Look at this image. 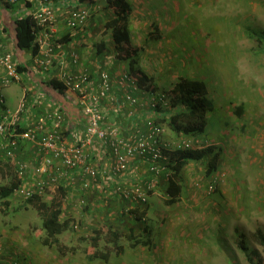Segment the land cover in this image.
<instances>
[{"label":"rangeland","instance_id":"obj_1","mask_svg":"<svg viewBox=\"0 0 264 264\" xmlns=\"http://www.w3.org/2000/svg\"><path fill=\"white\" fill-rule=\"evenodd\" d=\"M214 1L203 0L196 7H187L186 0H179L177 6L173 3L171 13L178 9L180 20L185 23L181 28L185 32L177 34L178 41L172 42L175 49L173 65L176 67L162 61L154 63L156 82L153 83L155 86L149 82L148 87L169 94L170 104L174 86L179 80L177 73L206 82L210 89L208 97L214 101V112L209 113L206 134L211 140L215 138L220 142L217 150H222L221 159L213 176L205 171L194 177L184 193L174 199L175 203L166 204L169 197L163 189L149 198V224L153 228V245L158 250L145 248L149 254L151 250L154 253L150 260L148 254L144 256L146 264H251L240 248L241 239L249 247L248 253L254 264H264V249L255 235L258 231L264 233V0H219L216 6ZM93 2L110 13L108 0ZM12 5L14 9L19 6ZM159 5L161 17L158 19L161 20L170 8L165 7L162 0ZM6 11L0 12L1 23L8 25L13 32L14 19L19 13L15 16ZM153 15L154 20V11ZM110 18L112 15L102 18L104 30L100 29L95 40L99 43L103 39L113 46L112 35L105 29ZM259 38L261 41H258ZM158 50L170 51L171 48L149 51L154 53ZM15 52L19 58L20 50ZM111 54L116 55L112 51ZM23 58L30 62L31 53L26 52ZM171 68L172 78L165 75V70ZM115 70H130L129 63ZM2 94L7 106L15 110L22 98V87L14 84ZM164 127L165 136L173 141L176 133L168 124ZM213 179L216 180V190L209 194L206 190ZM16 181L15 167L0 165V190ZM63 196L62 191H48L42 200L48 204L55 199L61 200ZM6 200L10 205L8 210L0 204V257L4 256V259L7 255L22 258L32 252L37 254L36 264H40L41 260L44 261L41 264H130L136 260L137 264H142L139 252L134 255L136 251H133L135 249L127 236L120 238L119 245L124 250L118 251L113 242L102 235L98 251L105 253L110 250L107 262L92 255L96 253L91 246L92 229L104 230L102 225L116 227L121 218L112 221L105 214L88 219L84 217V209L81 215L77 207L70 206L62 221L75 216L81 220V226L78 231L72 228L58 236L63 245L60 250L57 245L47 246L43 242L47 232L43 216L35 207L15 200L12 195ZM183 201L194 206L190 209L188 205H183L182 210L187 215L173 223L176 225L175 233L168 231L169 227L162 226L157 214L171 216L174 211L180 210ZM101 213L104 214V211ZM126 220L132 223L127 217ZM103 234L106 232L103 231ZM164 235H168L166 240ZM192 237L201 239H189ZM24 239H28V245L24 244ZM162 245L165 246L160 249Z\"/></svg>","mask_w":264,"mask_h":264},{"label":"built area","instance_id":"obj_2","mask_svg":"<svg viewBox=\"0 0 264 264\" xmlns=\"http://www.w3.org/2000/svg\"><path fill=\"white\" fill-rule=\"evenodd\" d=\"M20 1L33 7L29 14L35 22L38 53L29 73L61 81L65 93L77 100L80 118L70 121L61 104L45 112L29 108L26 87L18 108L5 107L3 91L27 79L9 45L11 37L0 25V165L15 167L19 183L12 197L26 202L64 188L58 200L63 216L71 205L83 210L90 190L103 200L113 196L147 204L162 182H168L171 152L211 144L203 138L166 139L158 108L169 106V94L141 85L129 70H81L79 53L62 39L54 0H7L11 5ZM64 1L63 20L73 36L89 23L93 0ZM215 190L213 179L206 191ZM70 225L78 231L81 220L74 216Z\"/></svg>","mask_w":264,"mask_h":264},{"label":"crops","instance_id":"obj_3","mask_svg":"<svg viewBox=\"0 0 264 264\" xmlns=\"http://www.w3.org/2000/svg\"><path fill=\"white\" fill-rule=\"evenodd\" d=\"M125 1L128 2L130 9H131V13L129 15V34L131 38V44L129 46V51H131L132 53L135 52L136 54H138L137 57H134L136 59V64L134 65V68L136 70L142 71L146 76H148V78H150L151 84H153L156 82L154 78V68H153L154 63L157 64L158 62L162 61L164 64H169L172 66L175 63V60H174L175 49H173L172 47V42L174 43L178 41L177 34L185 32V30L184 31L181 30V28L185 25V23L180 20L181 13H178L179 12L178 9H175V11H173L172 9L173 13H171V8L173 6V3L175 6H177L179 3V0H162L163 5L165 7H169L170 9H167L166 15L162 17L161 20L158 19V17H161L159 15V10L161 8V5H159L160 0H125ZM186 1L188 3L187 7H190V6L196 7L197 5L200 6L203 0L202 1L201 0H186ZM218 3H219V0H215L213 2L215 6ZM17 5H19L18 8L14 9L13 8L14 5L9 4L7 0H0V8H2L0 12L6 11L7 9L8 11H11V13L15 16L17 15V13H19V15L14 19L15 21L18 18L29 15V13H31L33 10V7L25 3V1H20L19 3H17ZM54 5L59 15V28H60V33L63 36L62 39L64 42L67 43V46H68L67 48L69 50L76 51L79 53L80 58H81V63H80L79 68L81 70L85 68H89L94 71L96 70L98 66H106L111 69H115L116 67L120 68L121 65L123 66L126 65L128 61L119 60V59L117 60L115 59V56H112L111 51L112 53H116L117 55L114 42H112L113 43V46H112L110 42L108 44L103 39H100L99 43L96 42L95 40V38H97V33H99L101 30L102 31L104 30L102 29V18L105 16L109 17L111 15L115 16V11L118 10L117 7H115L114 5H110V7H108V9H111L109 13L108 10L103 11L102 6H100L99 4L95 2H91V3L89 2L88 7L90 8L91 15H92L89 23L86 25V28L79 29L78 31L73 32L74 33L73 36H69V31L66 28L64 20H63V12L65 11V7H64L65 1L64 0H54ZM158 7L159 9H157ZM153 11L156 15V19L154 20H153V16H154ZM173 18H174V21H172ZM0 25L3 26L7 30L9 36L11 37L9 38V42H10L9 45L11 44V46L14 47V51H16L17 49L15 46L14 35H13V32L10 30V27L8 25H3L1 23V20H0ZM108 32L111 33V31H108ZM162 42H164L163 45H161ZM181 42L183 41L181 40ZM104 44H106V50L102 51L103 50L102 48L105 47ZM164 47L171 48L172 52H170L171 50L170 51L158 50L157 52H154V53L152 51H149V50H154V49L156 50L157 48L162 49ZM26 52L27 51L20 50L21 55H19V58L15 52V57L18 60V62H20L23 66L25 64L31 66L33 55L31 54V58L29 59L30 60L29 62L26 58L25 59L23 58V55ZM159 54L161 55L159 56ZM183 65H186V62L185 63L183 62ZM173 66L176 67V65H173ZM170 70H173V69L171 68V69L165 70V75L168 77L170 76L172 78V74ZM28 73L29 71H26V74H25V77H26L25 79L27 80L25 81L24 84H20V85L22 87V98L24 95L23 87H26L28 89L27 94H28L29 108H39L42 112H45L48 110V108H53L61 104L62 107H64L66 112L68 113V118L70 119V121L76 122L79 120L80 113L76 105V101H77L76 99H74L71 95H68L66 93L60 94L48 88L46 85V82H48V80L43 79L41 77H37L31 73L30 74ZM177 75H178L177 76L178 79L182 78V76L179 75L178 73ZM153 86L155 85L153 84ZM22 98L20 99L19 103H17L18 105L16 108H18V106L20 105ZM5 107L9 108L6 104V100H5ZM112 120H115V118L112 117ZM165 138L167 139L170 137L165 136ZM212 141L214 142L213 147H215L216 151H218L217 149L220 148V145H219L220 142L218 143V141H216L215 138L212 139ZM208 160H210V158L209 159L204 158L201 161H196V162L192 161L184 168V170L182 171L184 190L187 186L191 184V182H193L194 177H197L200 173L204 174V172L208 169V162H207ZM4 168H6V166ZM213 174L214 173L212 172L210 176H213ZM166 186H168V182H162L161 186L156 190V192L153 195H155L160 189L165 190L164 188ZM85 195L87 197L86 199H87L88 205L84 208V212H86V215H84V217L88 219L89 218L94 219L96 218L97 215L99 216L100 215L102 216L105 214L108 215L109 210H112L116 213L118 210H121V208H123L124 206V203L122 202L121 204L118 203V201L120 200H117L116 202H113V201L109 202L110 203L109 204L106 201H104L99 194L97 195L96 192L92 190L85 192ZM206 204L209 205L208 202ZM138 205L139 204H136L134 207L137 208ZM183 205H188V208L190 209L194 206L193 203L191 202L183 201L181 203L180 210L174 211L173 215L162 216V215H159L161 213L157 214V217L159 218V221H161L160 223L162 224V226L169 227L168 231L173 230L171 232L175 233L174 228H176V225H174L173 223L178 222V220L179 221L183 220L185 216L187 215V213L182 210ZM142 209L146 211L144 215L145 217L148 218V221H149L150 218L148 217V213L150 211V204H148L147 206H143ZM125 210H128V209H125ZM79 211L81 212V215H82L81 209H79ZM103 211H104V214L101 213ZM118 215L121 216L120 214H117V215L114 214V217H118ZM126 217L127 219L129 217V221L132 222L130 225L131 227H134L135 229L137 227L135 234L138 233L139 230L141 229L142 223L139 222L135 225L136 218L131 217V216H125V219ZM111 218H112V221H114V218L113 217ZM168 220L169 222L167 223ZM125 221L128 222V220H125ZM104 222H107V221L105 220ZM116 223L118 224V222ZM157 223L160 224L159 222ZM180 236L184 237L182 234H180ZM167 237L168 235H164L163 238L166 240ZM189 239L199 240L201 238L192 237ZM150 240H152L153 242V228H151ZM13 241L16 242L14 239ZM23 242L24 244H27V245L29 244L28 239H24ZM164 246L165 245H162L160 249H162ZM188 247L190 250V246ZM145 248H146L145 246L139 245L138 247H134L135 250H133V251H136L134 252V255H136V253L139 252L138 257L141 256L139 260H142V264H146V259L144 257L146 254H148L149 260L151 258L150 256L151 255L153 256L154 254L153 252H151L152 250L150 251V254H149V252H147ZM156 250H158V248L154 247L153 251H156ZM37 259H38L37 254L34 255L32 252H29L27 255H25L22 258H20L19 256L12 257V256L7 255V258L4 259V256H1L0 264H36ZM43 262L44 261L41 260L40 264ZM136 262L133 261L130 264H137Z\"/></svg>","mask_w":264,"mask_h":264},{"label":"trees","instance_id":"obj_4","mask_svg":"<svg viewBox=\"0 0 264 264\" xmlns=\"http://www.w3.org/2000/svg\"><path fill=\"white\" fill-rule=\"evenodd\" d=\"M108 1L110 2V5H114L118 9L115 11V16H112V18H110L105 24L106 29L111 31L113 42L115 44L117 54L119 55L117 58L119 60L128 61L129 71L133 75L137 76L136 78H138L141 85L144 86L149 84L150 78H148V76H146L142 71L134 68V65L136 64V59L134 57H137L138 54L129 51V46L131 44L129 34V15L131 13L130 6L125 0ZM34 27V19L32 15L29 14L16 19L14 21L13 29L16 48L18 50L30 52L33 56L38 53V46L35 43L36 37L34 34ZM258 41H261L260 38ZM104 46L105 47L102 48V51L106 50V44H104ZM20 71L30 72V66L24 65L20 68ZM46 85L48 88L60 94H64L66 92V88L57 78L48 80ZM209 91L210 89L206 82L198 79L182 77L179 78L174 86V97L171 99L169 106L158 108L161 115V118L159 117L158 120L164 126L165 124H168L172 131L176 133V138L173 139V141L185 138H203L211 144L209 147L204 149H199L197 145H194L192 149L176 150L171 152L169 167L170 176L168 179V186L164 188L169 197L166 201V204L168 205L175 203L174 199L179 198L182 195L184 191L182 171L190 162L210 158V160L207 161L208 169L206 170V174H212V172L216 171L218 168V164L221 159V150L216 151V148L213 147L214 142L206 134L209 113L214 112V101L209 99ZM18 183L19 181L17 180L16 182H13L10 187H3L0 190V199L2 200L0 204H2L5 210H8L10 206L6 198L13 194V190ZM60 191L64 194L66 193L64 188H61ZM117 200L119 199L112 196L106 201L109 203L112 201L116 202ZM121 202L124 203L121 210H118L116 213L112 210H109L108 212V215L110 214L109 217H114V214L121 215H118L119 217L114 219L116 221L120 218L122 219L119 221L120 223L118 222V224H116V227L111 225V227L102 225L104 230L92 229L91 246L96 249V253L94 252L95 254L92 255H97L96 257H100L106 262L110 259V250L105 253L98 251L100 241L104 235L107 236L108 240H110L109 242H113L118 251L124 250V247L119 245V240L122 236H127L130 242H132L131 247L133 248L138 247L139 245L148 247L149 249L155 247L152 240H150L151 226L149 225L148 218L144 215L146 211L142 209L143 206L148 205V202L147 204H139L137 208L134 207L136 203H131L127 200L118 201L120 204ZM25 203L35 207L43 216V226L47 232V237L43 240L45 245H57L59 249L62 250L63 245L60 243L58 236L72 228L70 220L62 221L63 210L60 202L55 199L53 202L47 204L46 202H43L41 197L37 196L31 200H27ZM125 216L136 218L135 223H142V229H140L139 232L137 231L138 233L135 234L137 228L135 229L134 227H131V224H128L129 222H126V219H123ZM103 231H105L106 234H103ZM255 235L264 249V233L262 231H258ZM240 243L242 246L240 248L243 250V253L247 255L248 261L251 264H254L252 256L248 253L249 247L245 244L243 239H241Z\"/></svg>","mask_w":264,"mask_h":264}]
</instances>
